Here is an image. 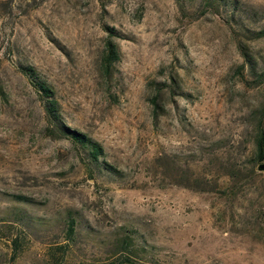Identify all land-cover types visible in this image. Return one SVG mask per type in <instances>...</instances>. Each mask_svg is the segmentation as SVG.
Masks as SVG:
<instances>
[{
  "label": "rangeland",
  "instance_id": "1",
  "mask_svg": "<svg viewBox=\"0 0 264 264\" xmlns=\"http://www.w3.org/2000/svg\"><path fill=\"white\" fill-rule=\"evenodd\" d=\"M262 30L264 0H0V264H264Z\"/></svg>",
  "mask_w": 264,
  "mask_h": 264
},
{
  "label": "trees",
  "instance_id": "2",
  "mask_svg": "<svg viewBox=\"0 0 264 264\" xmlns=\"http://www.w3.org/2000/svg\"><path fill=\"white\" fill-rule=\"evenodd\" d=\"M176 1L180 3V0H176ZM116 57H117V51L115 44L109 38H107L104 44L102 64L106 68L108 67V65L111 64L113 60L116 59ZM26 73L31 83L35 86L37 91L40 92L43 98V108L49 120L52 121L54 125L57 124V126H59L61 130H63L71 140L76 142L85 151L86 158L89 161H97L98 159L97 157L102 151L100 144L96 140L87 136L86 134L72 128L70 129L67 126H64L62 123H60L59 119L57 118V113H55L56 100L53 97V91L51 90V88L43 80L37 78L34 75V73L31 71V68H26ZM260 75L264 77V65L261 68ZM263 148H264L263 133L261 129H259L255 138L256 158L258 159L264 158ZM69 221L70 222L67 225L68 232L72 230V222H71L72 220L70 219ZM123 240L124 238L121 241Z\"/></svg>",
  "mask_w": 264,
  "mask_h": 264
},
{
  "label": "water",
  "instance_id": "3",
  "mask_svg": "<svg viewBox=\"0 0 264 264\" xmlns=\"http://www.w3.org/2000/svg\"><path fill=\"white\" fill-rule=\"evenodd\" d=\"M258 168H259V169H264V163H260V164H258Z\"/></svg>",
  "mask_w": 264,
  "mask_h": 264
}]
</instances>
